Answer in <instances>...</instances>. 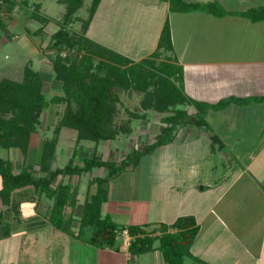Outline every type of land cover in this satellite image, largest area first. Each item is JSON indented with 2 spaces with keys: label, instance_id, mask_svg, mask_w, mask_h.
<instances>
[{
  "label": "crops",
  "instance_id": "obj_1",
  "mask_svg": "<svg viewBox=\"0 0 264 264\" xmlns=\"http://www.w3.org/2000/svg\"><path fill=\"white\" fill-rule=\"evenodd\" d=\"M186 1H217L228 11L253 6L248 0ZM14 2L10 10L0 13L5 24L0 31H6L8 38H18L21 31L17 27L20 12L15 7L21 4L24 11L28 5V0ZM30 2L32 9L39 4L40 11L42 0ZM263 3L264 0L254 4ZM39 11L41 17L50 20ZM33 20L39 23L33 30L36 31L41 23ZM166 20L172 48L160 59L168 58L182 67V87L193 101L182 107L188 113H196L201 122L194 123L192 116L191 123L177 128L172 141L160 145L159 162L153 158L146 161L155 175L159 168V176L149 181L147 195L124 196L125 184H120L113 195L109 183L120 173L110 178L105 184L108 193L101 212L120 224L169 223L177 216L192 215L199 231L190 247L194 258L185 257L193 264H264V100H255L264 95V21H251L231 12L214 16L202 10L175 11L170 9L169 0H100L86 34L135 62L149 57L156 49ZM13 24L15 29L9 31ZM31 41L25 38L24 46L34 51L37 45L32 41L33 46ZM25 63L32 66V62ZM229 98L234 100L214 107ZM109 142L107 146L113 151L120 148L119 141ZM98 169H102L101 175L94 174ZM105 174L103 167L89 172L90 179ZM70 188L78 193V181ZM76 191L69 203L73 211L80 206L79 213L74 215L78 217L86 190L81 201L76 200ZM42 212L38 209L27 213L36 217H31L27 224L28 219L22 217L27 229L14 233L20 239L22 264L36 262L35 252L41 251L38 243L44 238L58 242L61 249L65 248L64 259L73 257L79 264H147L149 260L165 264L157 249L130 256L126 233L118 237L119 250L71 240L69 235L68 239L66 233L53 226L51 229L34 221L40 219ZM72 225L76 229L78 224L73 221ZM6 228L4 224L0 226V241L9 236L5 235ZM147 253L153 255L141 262L140 258Z\"/></svg>",
  "mask_w": 264,
  "mask_h": 264
},
{
  "label": "trees",
  "instance_id": "obj_2",
  "mask_svg": "<svg viewBox=\"0 0 264 264\" xmlns=\"http://www.w3.org/2000/svg\"><path fill=\"white\" fill-rule=\"evenodd\" d=\"M58 1L64 3V12L58 28L49 35L46 47L54 51L50 59L54 78L61 83V94L47 98L42 91L43 81L39 72L28 63L23 66L19 77L0 76V148L14 146L25 156L30 135L39 124L42 111L49 104H64L54 128V137L42 143L38 163L41 175L33 174L31 165L14 171L10 160L0 156V226L21 222L19 196L31 190L37 206L41 194L50 199L41 213V224H49L93 246L113 250H119L118 237L126 231L130 256L157 249L165 264H183L185 256L194 258L190 247L199 231L192 215L177 216L169 223L120 224L101 212L108 193L105 184L110 178L123 172L130 164L135 165L144 151L149 152L172 141L177 128L191 123L192 116H195L194 123L201 122L196 113L189 114L182 107L186 103H193L182 87V67L168 58L160 59L164 52L172 48L169 22H164L156 49L151 55L134 62L86 36L100 0H91L87 17L81 19L79 34L70 32L67 26L78 19L76 11L82 6L83 0ZM169 2L170 9L175 11L202 10L215 16L231 12L251 21H264V3L240 11H228L217 1ZM14 3V0H0V13L10 10ZM38 8L39 4L34 5L30 17L40 21L41 26L36 31L41 32L48 20L37 13ZM0 27H5L1 16ZM64 49L77 50L80 57H71L69 53L62 55ZM116 88L142 92L141 107L144 110L153 108L162 113L163 126L154 141L142 150L135 149L126 154L119 163L103 159L94 149L93 155L78 158L80 163L75 162L76 154H73L65 165L51 168L57 136L63 128L75 130L76 144L81 140H91L96 145L102 140H113L120 134L129 135L132 132L130 125L114 122L118 100ZM231 100L234 99L223 100L214 107L225 106ZM255 100H264V95L255 97ZM130 115L132 118L145 116L144 113L133 112ZM100 167L107 169L106 174L89 179L80 215L73 216V205L69 202L74 190H71L68 181H63V177L80 178ZM58 177L60 179L55 183ZM92 185L95 186L93 191ZM73 221L78 224L76 229L72 227ZM28 222L31 223L30 218ZM87 228H91L89 234H86ZM10 233L8 226L5 235Z\"/></svg>",
  "mask_w": 264,
  "mask_h": 264
},
{
  "label": "rangeland",
  "instance_id": "obj_3",
  "mask_svg": "<svg viewBox=\"0 0 264 264\" xmlns=\"http://www.w3.org/2000/svg\"><path fill=\"white\" fill-rule=\"evenodd\" d=\"M261 1L262 0H248V3H252L253 6L251 7H255L257 5H255L254 3ZM90 4L91 0H83L82 6L76 11V16L78 17V19H76L74 22L67 26V29H69L70 32H74L75 34H79L81 32V19L87 17L88 8ZM20 5L18 7H15L18 10L17 12H20L17 27H19L21 31L17 34L18 38H8L5 36L6 31H0L2 37V39L0 40V76L8 75L15 78L19 77L21 75L23 66L26 64L25 62H32V67L39 72L43 81L42 91L45 96L49 98L53 94H61V83L54 78L52 63L50 59L53 56L54 51L45 47V45L48 42L49 35L51 34V32L55 31L58 28L62 14L64 12V3L57 2L55 0H42V7L40 11H38L42 15L49 17L50 20H48L49 23L47 22L46 24L47 27L45 26L46 30H42L41 32L33 31L36 28V25L39 23L31 19L29 16V13L32 10V3L30 2V0H28L27 8H25L24 10L25 12L23 11V7ZM221 7L224 8L222 5ZM100 21L101 20H98V22ZM9 24H11V22ZM14 24L13 26L11 25L12 27L8 28L9 31L15 29L16 25ZM107 26V28H109L110 24H107ZM86 36L89 37V33L86 34ZM25 38H27L28 40H32L35 45H37H33L31 41V44L35 46V49L39 50L38 53H35L36 50L33 51L32 49H29L28 47L24 46ZM64 51H67L66 53L69 52V54H71V57H80V53L77 50L70 51L68 49H64ZM116 92L118 95V100L116 103V113L114 117V122L122 125L128 124L133 129L129 135L120 134L117 138L113 139L114 142H120V148H118L117 150L114 149V151L113 149H111V147L108 148L107 145H109L110 140H102L96 145L91 140H81L78 144H76L75 130L70 128H63L57 136V144L54 151V158L52 159V161H50L51 168L65 165L73 154H76L75 162L77 163L80 161L78 158L89 157L93 155L94 149L99 151L98 152L95 150V153H100V155H98L102 156L103 159L114 160L115 162L119 163L126 156V154L131 153L135 149L142 150L143 146L154 141L155 135L159 132V130H161L160 127L163 124L161 122V118L163 116L162 113L157 112L153 108L144 110L141 107L143 93L140 91L116 88ZM63 108L64 104H49V106L42 111L40 115V122L36 126L35 131H33L30 135L28 150L25 156H23L20 150L14 146H11L9 148H0V156L2 158L10 160L14 171H18L26 165H31L32 168L30 170L33 174H35L36 176L42 174L38 166L42 150V143L45 139H50L54 137V128L63 111ZM131 112L137 114L144 113L145 116L143 118H132V116L130 115ZM143 128H147V130L142 131ZM160 153V146H157L149 152L144 151L143 154H140L138 160L139 162L137 164H130L128 167L125 168L128 169L126 173L120 172L119 177L114 178L113 181L109 183V185L111 186L110 188H112V194L115 195L117 193V189L120 184H125V187H123L125 189L124 191L122 190V195H137L140 197L147 195L150 191L148 190V187L150 186L149 181L154 176H159V168H157V175H155L154 172L152 170L150 171V169L148 168L146 161L153 158L157 162H159L161 159ZM129 168H131L132 171H129ZM104 170L107 171V169L105 168ZM97 172H94V174L101 175L102 169H98ZM149 172L151 175L150 178L148 176ZM90 177L91 175H89V173L83 174L80 178H78L77 176H73L70 178L64 176L63 181H68L72 185V187H74L75 183L78 181L79 192L77 193L78 197L76 200L81 201L87 187L86 183L89 181ZM59 179L60 177L55 180V183H57ZM93 189L94 185L92 186L91 190ZM155 194L157 195L156 192ZM34 198L35 196H33L31 190L21 193V195L19 196V208L21 207L20 210L22 212V217H26L27 219L31 217L35 218L36 216H34L33 214L28 215L30 211L34 212L38 209H40V211H44L46 204L50 203V199L41 194L39 199L40 202L37 206L35 205ZM79 211L80 206H78L73 211V216L75 214L77 216ZM34 221L39 222L40 219H34ZM27 223L30 222H26V224ZM20 224L23 223L10 222V224L5 225V227H10L11 233L8 237H3V239H1L0 241V264H10V262L12 261H14V264H18V262L22 264V262H20L19 260V255L21 254V248L19 247L21 245L20 239L18 240L17 236H15L14 234L17 231L25 229L26 225ZM44 226H50L49 228L51 229L53 228L49 224H45ZM72 227H74V225H72ZM44 228L45 227H43L42 230ZM90 231L91 228H87L86 234H89ZM65 237L71 239V237H69L68 235H66ZM40 240L41 242L38 243V248L41 251L35 252L36 262L32 261L29 264H79V261L77 262L73 257L68 256V259H64L66 251L65 248L61 249V246L57 242L58 240L55 239L57 243L48 241V238ZM71 240H74V238ZM152 255L153 253L145 254L143 256L144 258H140L141 262H143L144 259L151 257ZM40 258L44 261H38ZM185 259V264H193L191 260L187 259L186 257ZM153 263L154 262L152 260H149L147 264Z\"/></svg>",
  "mask_w": 264,
  "mask_h": 264
},
{
  "label": "built area",
  "instance_id": "obj_4",
  "mask_svg": "<svg viewBox=\"0 0 264 264\" xmlns=\"http://www.w3.org/2000/svg\"><path fill=\"white\" fill-rule=\"evenodd\" d=\"M70 51H73V49H70ZM67 51H63V53L61 52L62 55H65ZM69 53V52H68ZM123 233H126V231H124Z\"/></svg>",
  "mask_w": 264,
  "mask_h": 264
}]
</instances>
